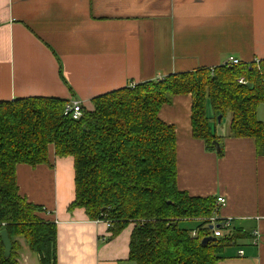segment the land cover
I'll return each mask as SVG.
<instances>
[{"label":"crops","instance_id":"1","mask_svg":"<svg viewBox=\"0 0 264 264\" xmlns=\"http://www.w3.org/2000/svg\"><path fill=\"white\" fill-rule=\"evenodd\" d=\"M229 57L264 60V0H0V101L54 97L92 110V100L104 94L213 69ZM192 103L190 95L177 96L159 114L176 129L178 188L226 199L213 217L230 220L223 234L242 239L218 264H264V157L254 139L229 137L231 119L213 123L223 155L207 151L192 135ZM258 118L264 123V105ZM17 181L20 195L57 224L58 264H134L133 224L113 236L84 210L68 211L75 198L72 158H56L51 148L48 165H19ZM189 222L198 221L183 224ZM18 241L19 264L39 263Z\"/></svg>","mask_w":264,"mask_h":264},{"label":"trees","instance_id":"2","mask_svg":"<svg viewBox=\"0 0 264 264\" xmlns=\"http://www.w3.org/2000/svg\"><path fill=\"white\" fill-rule=\"evenodd\" d=\"M188 95L193 138L202 140L207 151L223 155L215 145L221 139L213 123L230 115L229 137L254 139L257 155L264 157V123L258 118L264 105V60L119 89L93 99L92 110L83 106L79 120L64 116L68 101L60 98L0 101V264H19V239L39 264H58L57 224L42 218L49 213L44 207L20 195L17 181L19 165H48L51 148L56 158L74 160L75 198L69 212L82 209L90 221L111 223L113 236L134 225L130 262L218 264L242 236L202 244L213 236L207 219L219 210L217 198L179 190L176 129L159 116L175 97ZM192 220L196 226L182 225ZM4 230L13 245L8 259Z\"/></svg>","mask_w":264,"mask_h":264},{"label":"built area","instance_id":"3","mask_svg":"<svg viewBox=\"0 0 264 264\" xmlns=\"http://www.w3.org/2000/svg\"><path fill=\"white\" fill-rule=\"evenodd\" d=\"M259 62V61H258ZM256 62V63H258ZM243 63L241 61H239L238 59L234 58V57H229L228 61L225 63V65L227 66H240ZM241 84H244L243 80L239 81ZM136 85H132L131 87H135ZM83 104L82 102L78 101V100H70L66 103L65 105V112H64V116H70L72 117V119L74 120H79L81 119L83 112ZM226 199L223 197H218L217 198V206L219 207H224L226 205ZM208 220V225L209 226H213V236L215 238H223L224 234L223 231L224 230H229L230 226H231V221L230 220H225V221H219V219L214 218L213 216L210 217ZM108 226V228L112 227V224L109 222H105ZM255 237H256V241H258V233H255ZM192 237H197V232L194 231L191 233ZM240 255H243V252H240Z\"/></svg>","mask_w":264,"mask_h":264},{"label":"water","instance_id":"4","mask_svg":"<svg viewBox=\"0 0 264 264\" xmlns=\"http://www.w3.org/2000/svg\"><path fill=\"white\" fill-rule=\"evenodd\" d=\"M221 116L218 117V121L221 122ZM217 149L219 150L220 149V145L218 143L215 144ZM213 226H210V229L213 230ZM1 238H2V242L4 244V247H5V258H9L10 255H11V252H12V248H13V245H12V241L9 237V234L6 230L2 231L1 233ZM212 240H216L215 237L211 236V237H206L202 244L203 245H206L207 243H209L210 241Z\"/></svg>","mask_w":264,"mask_h":264},{"label":"rangeland","instance_id":"5","mask_svg":"<svg viewBox=\"0 0 264 264\" xmlns=\"http://www.w3.org/2000/svg\"><path fill=\"white\" fill-rule=\"evenodd\" d=\"M262 109H263V108H262ZM208 114H209V117H212V112H211V111H209ZM260 119H261V118H260ZM229 120H230V115H228L227 117L223 118V119L221 120L220 123H219V121H218V122H216L215 124H216V125L221 124L222 126H225V125L228 123ZM215 124H214V125H215ZM182 225H184V226H185V225H188V226H189V225H190V222H189V223H184V224H182ZM26 243H27V242H26ZM27 245H28V244H27ZM34 257H37V256L34 255ZM35 264H39V263L35 261Z\"/></svg>","mask_w":264,"mask_h":264}]
</instances>
